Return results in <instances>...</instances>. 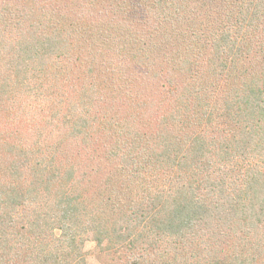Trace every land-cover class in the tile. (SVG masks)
<instances>
[{
    "label": "trees",
    "instance_id": "trees-1",
    "mask_svg": "<svg viewBox=\"0 0 264 264\" xmlns=\"http://www.w3.org/2000/svg\"><path fill=\"white\" fill-rule=\"evenodd\" d=\"M264 264V0H0V264Z\"/></svg>",
    "mask_w": 264,
    "mask_h": 264
},
{
    "label": "rangeland",
    "instance_id": "rangeland-1",
    "mask_svg": "<svg viewBox=\"0 0 264 264\" xmlns=\"http://www.w3.org/2000/svg\"><path fill=\"white\" fill-rule=\"evenodd\" d=\"M84 251L86 253V264H100L98 257L94 251L93 242H86L84 245Z\"/></svg>",
    "mask_w": 264,
    "mask_h": 264
}]
</instances>
